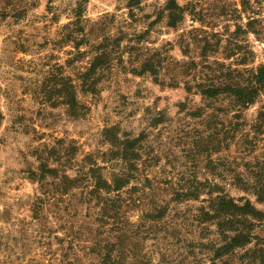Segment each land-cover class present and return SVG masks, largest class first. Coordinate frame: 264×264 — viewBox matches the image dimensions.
Returning <instances> with one entry per match:
<instances>
[{
	"label": "rangeland",
	"instance_id": "rangeland-1",
	"mask_svg": "<svg viewBox=\"0 0 264 264\" xmlns=\"http://www.w3.org/2000/svg\"><path fill=\"white\" fill-rule=\"evenodd\" d=\"M175 1L182 16L171 27L168 0H0V264L59 263H49L44 249L32 243L41 227L31 218L39 193L28 174L38 164L34 151L58 145L60 138L74 139L78 159L94 152L102 162L97 154L108 149L103 133L108 127L143 137V153L154 158L145 164L153 182L142 180L139 187L149 189L147 203L163 197L169 203L165 231L144 242L151 263L208 264L198 244L215 239V228L206 231L192 217L207 195L177 203L171 190L163 192L185 171L206 184H220L238 203L249 200L263 213L252 242L226 263L264 264V202L240 187L260 183L256 187L264 190V95L241 110L238 132L245 133L217 153L212 149L218 131L230 132L226 139L235 132L234 113L227 102L203 98L197 87L223 77L247 84L264 66V0ZM101 52L105 59L94 75L96 92L78 88L84 115L75 119L62 105L70 94L58 92L60 78L79 83L77 74ZM147 59L155 71L142 68ZM46 211L51 218L53 212ZM140 214L137 208L131 222L138 223ZM52 224L49 219L47 226Z\"/></svg>",
	"mask_w": 264,
	"mask_h": 264
},
{
	"label": "trees",
	"instance_id": "trees-1",
	"mask_svg": "<svg viewBox=\"0 0 264 264\" xmlns=\"http://www.w3.org/2000/svg\"><path fill=\"white\" fill-rule=\"evenodd\" d=\"M166 10L168 25L176 27L182 16L176 1L168 0ZM104 59L102 52L96 55L88 68L77 74L79 83L60 78L58 92L62 94L67 90L70 94L68 101L61 102L68 107L73 118L84 115V106L78 100V88L85 93L96 92L98 78L94 75L104 64ZM143 64V69L155 71L156 66L149 59ZM215 83V79H210L208 84L197 83V87L200 86L199 92L203 98L227 102L234 113L235 132L232 136L226 139L230 132L224 129L218 131L221 137L212 151L219 153L228 148L225 144L227 140L245 133L244 129L238 132V127L243 126L240 123L241 110L254 104L261 94L264 95V66L252 74L247 84L230 77H223ZM185 88L187 91L192 89L187 81ZM222 111L223 108L219 107L217 112ZM103 133L108 149L97 154L103 159L102 162L96 159L94 152L78 159L79 148L74 139L60 138L56 142L59 146L42 145L34 151L38 164L28 174L31 180L37 182L39 193L32 203L31 218L33 221L39 220L41 227L35 228L32 243L37 244L40 250L44 249L42 254L46 255L49 263L57 259L58 264H154L147 258L148 253L144 252V242L146 238H155L159 232L165 231L162 226L170 212L169 203L164 201V197L158 202L151 199L147 203L149 189L143 184L142 188L139 187L142 180L148 184L153 182L145 164L154 158L143 153L141 135H121L113 127L106 128ZM108 165L110 172L106 174ZM68 170H74L76 174L70 176ZM190 173L178 172L177 181L163 186V192L166 195L171 190V201L177 203L197 200L202 193L207 195L203 200L205 204L192 217L206 231L211 225L214 226L215 239L200 241L198 246L205 249L208 264H227L229 258L252 242L254 224L261 221L263 213L249 200L238 203L220 184H206ZM217 176L223 179L225 174L219 172ZM254 177L257 181L261 179L256 172ZM258 184H242L240 187L244 191L253 190L258 200L264 202V190L256 187ZM152 192L153 188L151 197ZM46 208L53 212L51 218ZM137 208L141 209L139 222L133 223L131 214ZM49 219L53 222L51 226H47ZM51 237L56 243L51 241ZM53 244L57 246L55 250ZM155 264H162V261Z\"/></svg>",
	"mask_w": 264,
	"mask_h": 264
}]
</instances>
